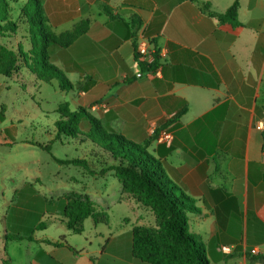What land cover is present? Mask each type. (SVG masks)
I'll return each mask as SVG.
<instances>
[{"label": "crops", "instance_id": "obj_1", "mask_svg": "<svg viewBox=\"0 0 264 264\" xmlns=\"http://www.w3.org/2000/svg\"><path fill=\"white\" fill-rule=\"evenodd\" d=\"M41 1L55 33L79 30L54 52V64L76 84L73 103L136 143L153 130L171 131L170 145L154 139L147 151L171 166L200 209L189 230L201 236L209 264H264V0H239L238 27L218 24L191 0ZM208 1L222 12L233 0ZM139 37L161 51L158 73L135 58ZM116 201L126 208L115 226L107 212L106 223L91 218L72 233L60 209L33 240L9 248L0 239V264L6 256L9 264H150L132 255L131 230L155 225L154 214L153 224L142 214L129 219L147 208L121 190Z\"/></svg>", "mask_w": 264, "mask_h": 264}, {"label": "trees", "instance_id": "obj_2", "mask_svg": "<svg viewBox=\"0 0 264 264\" xmlns=\"http://www.w3.org/2000/svg\"><path fill=\"white\" fill-rule=\"evenodd\" d=\"M17 1L0 0V34L8 37L16 34L21 18L27 23L30 47L25 50L19 44L17 51H14L0 43V74L11 77L25 67L37 81L50 83L57 79L62 91L72 89L73 84L64 71L54 64V52L65 46L79 30L75 27L71 31L55 33L44 15L41 0H21L19 15L14 18L12 4ZM191 1L218 24L243 26L237 18L239 0H233L222 12L215 11L208 0ZM102 7L105 12L111 13L109 6L103 4ZM258 25L259 22L255 27ZM135 46L136 40L133 43L134 56L140 65L153 69L159 60L158 48L155 50V62L147 64L140 60ZM56 111L60 114V118L55 122L58 132L91 143L94 156L106 163L100 170L101 173L113 170L114 177L121 184V192L154 214L155 225L132 227V255L150 264H209L201 236L189 230L190 215L200 213V209L171 178L168 173L171 166L147 151L150 142L156 138L157 131L142 143H136L105 128L100 120L83 106L79 105L71 110L68 103L63 102ZM182 113L183 111L177 116ZM59 200L62 201V220L72 233H81L84 221L89 217L95 223L108 221V213L99 209L96 202L87 196L79 197L65 193ZM46 225V221L41 220L34 230L44 229ZM32 235L33 233L26 236L7 234L6 239L33 240ZM67 247L72 248L69 245ZM8 261L9 257L6 256L3 264H9Z\"/></svg>", "mask_w": 264, "mask_h": 264}, {"label": "rangeland", "instance_id": "obj_3", "mask_svg": "<svg viewBox=\"0 0 264 264\" xmlns=\"http://www.w3.org/2000/svg\"><path fill=\"white\" fill-rule=\"evenodd\" d=\"M20 6L21 0L12 4L14 18ZM0 43L14 51L21 44L27 50V23L20 18L16 34H0ZM76 94L75 83L62 91L57 79L37 81L25 67L11 77L0 74V239L9 248L18 241L8 242L7 234H39L35 225L41 220L49 223L50 213L62 208L59 197L65 193L110 206L106 212L112 226L125 211L126 205L116 201L121 184L113 170L101 173L106 163L94 156L91 143L59 133L55 126L60 104L67 102L71 110L77 108L73 103ZM143 210L147 209H136L129 219L142 214L145 224H153L152 212ZM58 224L51 223L50 228ZM90 224L91 217L85 220V227Z\"/></svg>", "mask_w": 264, "mask_h": 264}, {"label": "built area", "instance_id": "obj_4", "mask_svg": "<svg viewBox=\"0 0 264 264\" xmlns=\"http://www.w3.org/2000/svg\"><path fill=\"white\" fill-rule=\"evenodd\" d=\"M135 51L138 53L140 60L144 61L147 64H153L155 62V49L151 46V41L144 37H139L138 40L136 41V46H135ZM158 55H161V51L158 50ZM160 70V66L157 63L153 67V71L155 73H158ZM258 127L264 130V121H261L258 123ZM156 131H152L151 133L155 134ZM156 140H158L161 143H165L167 145L171 144L172 141V134L171 131H169L166 128H162L157 131L156 134ZM219 251L228 253L231 249L227 245H221L218 247ZM251 254H257L258 250L253 247L250 249Z\"/></svg>", "mask_w": 264, "mask_h": 264}]
</instances>
